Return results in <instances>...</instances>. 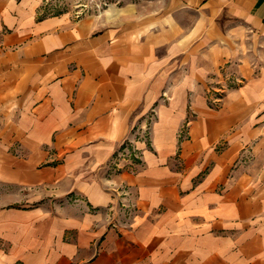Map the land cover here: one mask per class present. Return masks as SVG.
I'll use <instances>...</instances> for the list:
<instances>
[{
  "label": "crops",
  "instance_id": "crops-1",
  "mask_svg": "<svg viewBox=\"0 0 264 264\" xmlns=\"http://www.w3.org/2000/svg\"><path fill=\"white\" fill-rule=\"evenodd\" d=\"M52 2L0 0V186L32 189L0 192V264H264V0ZM151 109L142 162L109 176Z\"/></svg>",
  "mask_w": 264,
  "mask_h": 264
},
{
  "label": "rangeland",
  "instance_id": "rangeland-1",
  "mask_svg": "<svg viewBox=\"0 0 264 264\" xmlns=\"http://www.w3.org/2000/svg\"><path fill=\"white\" fill-rule=\"evenodd\" d=\"M102 3H95L94 0H53L52 8L49 12L55 13L60 11H72L75 17L88 13L91 9H98ZM246 47L243 50V54L250 56L255 61L259 58L261 51V45L259 42L249 41L246 43ZM252 59V60H253ZM254 62V61H253ZM230 65V64H229ZM225 66L220 68L219 76H212L208 83L207 101L211 106H217L221 101L223 93L228 89L240 83L239 75L231 67ZM155 111L151 109L144 116H142L132 126L130 131V138L121 144L115 151L113 158L106 165V172L108 175H114L119 173L123 169L133 168L140 162H142V149L138 148L137 143H142L145 147H151V131L152 125L155 121ZM179 139L185 138L187 135V124L179 131ZM0 192L4 195L21 194L18 201H29L31 198L32 189H24L16 186L5 185L0 186ZM11 193V194H10ZM36 195V193H34ZM14 197V195L12 196ZM66 202H84L83 198L75 195L74 193H68L65 195ZM13 200V199H12ZM121 202V201H120Z\"/></svg>",
  "mask_w": 264,
  "mask_h": 264
}]
</instances>
